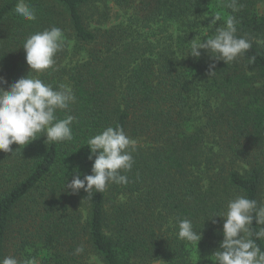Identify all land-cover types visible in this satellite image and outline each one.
Wrapping results in <instances>:
<instances>
[{
    "label": "trees",
    "instance_id": "1",
    "mask_svg": "<svg viewBox=\"0 0 264 264\" xmlns=\"http://www.w3.org/2000/svg\"><path fill=\"white\" fill-rule=\"evenodd\" d=\"M26 2L34 21L15 13L17 0H0V76L9 85L26 77L25 39L60 28L62 50L39 78L71 87L75 103L57 116L74 117L73 139L38 135L0 152V260L213 264L224 221L205 220L237 195L264 205V0ZM99 4H112L120 20L110 23ZM229 16L252 43L243 57L228 65L203 52L187 57L195 36L213 35ZM117 125L137 141L127 185L92 199L63 191L74 173L91 174L89 138ZM177 218L201 232L197 246L177 239ZM257 244L264 251V239Z\"/></svg>",
    "mask_w": 264,
    "mask_h": 264
},
{
    "label": "clouds",
    "instance_id": "2",
    "mask_svg": "<svg viewBox=\"0 0 264 264\" xmlns=\"http://www.w3.org/2000/svg\"><path fill=\"white\" fill-rule=\"evenodd\" d=\"M233 4H229L232 7ZM15 13L27 21L36 19L35 10L26 0H17ZM220 20L216 15L206 32ZM235 18L227 17L222 27H217L213 35H205L206 39L195 36L190 43L187 57L199 59L202 55L212 61H222L224 64L236 62L251 48L252 43L244 37L236 35ZM204 37V38H205ZM63 32L58 27H51L28 36L23 43L25 61L30 71L26 77L8 84L4 76H0V152L14 153L37 140L46 137L45 143H62L73 139L71 125L74 117L71 115L60 119L58 110L69 109L75 103L76 97L70 86L59 84L53 88L44 83L39 76L55 64V57L62 50ZM203 41V42H202ZM252 56L249 63L255 62ZM216 63L208 65L209 77L214 76ZM31 74V75H30ZM7 87V90H6ZM137 141L129 138L122 126L107 127L102 132L89 138L88 156L92 161L91 174L81 178L80 173H74L71 181L67 179L63 191L69 195L79 194L83 190L88 199L93 193H102L110 184L127 185L126 174L130 172L134 159ZM12 145L19 148L13 151ZM94 158V160H93ZM220 217L223 239L218 249L211 255L213 264H264V251L257 240L264 239V205H258L255 199L237 195L230 199L226 210L213 213L205 221ZM204 221V223H205ZM255 221L256 227H253ZM172 226V222H169ZM177 239L196 246L202 239L201 232H196L193 221L187 218L176 219ZM254 228H258L254 231ZM77 253L82 249L77 248ZM0 264H38L35 258L18 260L14 256H6Z\"/></svg>",
    "mask_w": 264,
    "mask_h": 264
},
{
    "label": "rangeland",
    "instance_id": "3",
    "mask_svg": "<svg viewBox=\"0 0 264 264\" xmlns=\"http://www.w3.org/2000/svg\"><path fill=\"white\" fill-rule=\"evenodd\" d=\"M98 9L108 11L110 23H113V22L115 23L121 18V13L112 4H107L106 7L104 4H99Z\"/></svg>",
    "mask_w": 264,
    "mask_h": 264
}]
</instances>
